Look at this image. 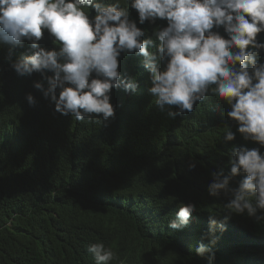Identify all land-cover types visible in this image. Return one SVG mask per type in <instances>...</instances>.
<instances>
[{
  "label": "trees",
  "instance_id": "1",
  "mask_svg": "<svg viewBox=\"0 0 264 264\" xmlns=\"http://www.w3.org/2000/svg\"><path fill=\"white\" fill-rule=\"evenodd\" d=\"M128 11L144 30L142 39L155 41L154 32L167 26L160 19L140 25L136 10ZM213 31L227 38L222 27ZM53 41L44 30L38 43L51 50ZM257 42H264V32ZM30 54L27 41L11 52L0 45V264H96L87 251L96 242L115 253L110 264H208L195 249L208 243L202 237L209 214L220 213L222 220L227 203L223 195H209L211 173H227L233 147L262 153L264 147L245 141L226 115L229 106L211 94L191 112L170 117L167 107L155 104L150 73L134 53L118 58L121 77H134L138 86L112 90L114 119L106 126L77 122L55 112L33 86L46 88L44 76L53 73L13 70V61ZM258 60L264 62V52ZM225 125L236 132L233 141H224ZM181 203L196 211L186 227L171 230L168 222ZM256 217L233 215L225 231L216 230L213 264H264V219Z\"/></svg>",
  "mask_w": 264,
  "mask_h": 264
},
{
  "label": "clouds",
  "instance_id": "2",
  "mask_svg": "<svg viewBox=\"0 0 264 264\" xmlns=\"http://www.w3.org/2000/svg\"><path fill=\"white\" fill-rule=\"evenodd\" d=\"M128 6L138 13L140 25L157 19L167 22L154 32L155 41L142 39L145 32L130 19ZM221 27L227 38L213 31ZM44 30L57 47L40 46ZM262 32L264 0H0V45L11 52L28 42L31 54L11 67L20 76L53 73L44 76L46 88L40 82L33 86L55 112L106 126L115 117L112 90L134 92L138 86L134 77L122 78L118 70L121 53H134L143 57L150 73L148 91L155 104L161 110L167 107L170 117L191 112L211 94L229 106L226 115L242 138L264 147V62L258 60L264 42H257ZM26 100L29 106L36 104L31 94ZM223 128L224 141H233L236 132L228 125ZM227 165V173L223 168L211 173L208 185L210 196L227 198L225 214L222 220L220 213L209 214V228L202 237L208 243L195 249L208 264L215 260V232L226 230L225 221L233 215L256 217L258 209L264 212V153L233 147ZM240 174L244 176L237 187H230ZM195 211L194 204L181 203L168 228L186 227ZM87 251L96 264L116 258L102 242L89 244Z\"/></svg>",
  "mask_w": 264,
  "mask_h": 264
},
{
  "label": "bare ground",
  "instance_id": "3",
  "mask_svg": "<svg viewBox=\"0 0 264 264\" xmlns=\"http://www.w3.org/2000/svg\"><path fill=\"white\" fill-rule=\"evenodd\" d=\"M264 232V231H263Z\"/></svg>",
  "mask_w": 264,
  "mask_h": 264
}]
</instances>
